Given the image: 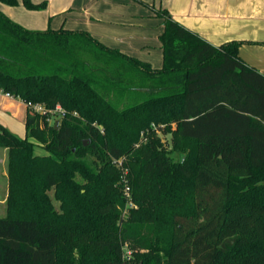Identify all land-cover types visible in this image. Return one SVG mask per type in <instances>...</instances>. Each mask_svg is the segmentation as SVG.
Returning <instances> with one entry per match:
<instances>
[{
  "label": "trees",
  "instance_id": "1",
  "mask_svg": "<svg viewBox=\"0 0 264 264\" xmlns=\"http://www.w3.org/2000/svg\"><path fill=\"white\" fill-rule=\"evenodd\" d=\"M162 16L154 68L87 31L29 29L0 10V92L67 111L56 128L28 109L25 137L0 123V264H264V73L241 41L215 46ZM114 159L138 207L126 208Z\"/></svg>",
  "mask_w": 264,
  "mask_h": 264
},
{
  "label": "crops",
  "instance_id": "2",
  "mask_svg": "<svg viewBox=\"0 0 264 264\" xmlns=\"http://www.w3.org/2000/svg\"><path fill=\"white\" fill-rule=\"evenodd\" d=\"M18 1H0V10L26 28L87 31L154 68L163 65L160 35L165 28L162 11H167L215 46L241 41L240 57L264 73V0H29L45 3L39 10ZM27 110L22 100L0 92V123L17 135L16 122H26ZM2 174L7 176L6 171Z\"/></svg>",
  "mask_w": 264,
  "mask_h": 264
},
{
  "label": "rangeland",
  "instance_id": "3",
  "mask_svg": "<svg viewBox=\"0 0 264 264\" xmlns=\"http://www.w3.org/2000/svg\"><path fill=\"white\" fill-rule=\"evenodd\" d=\"M86 55L89 58H91L93 56L91 52H88ZM127 75L130 78L126 79V85H128L130 87L136 86V85L139 86L140 83H138V81H140V80H138V79L140 76L136 72L128 71ZM114 95L119 96L120 93H116ZM121 95H123L125 97L123 99V103H129L130 100H131L130 103H133V102L139 101L142 98L139 95H134L133 98H131V95H128V94H121ZM16 123L18 125V126L15 125V128L17 129V133L20 136H26V130H25L26 122H24L23 120L20 119V121H18ZM157 132L159 133V131H157ZM160 134H161V132H160ZM161 136H162L163 142L165 144V148L167 150H171L172 149V143H170L171 135L170 134H168V135L161 134ZM35 153L43 155V154H47V151L42 146H36ZM171 156L173 157L174 160L179 161V160H182L184 158V153L179 152V151H174L171 153ZM2 171H6L7 176H3ZM79 179H81V178L79 177ZM122 182H123V179H122ZM49 194L52 197L56 207L59 208L60 203L54 198V189L51 190L49 192ZM8 195H9L8 150H7V148L0 147V217H4L8 213ZM133 203H134L133 207H138L137 203H135V202H133ZM123 213L126 214L127 212L125 213V211H124Z\"/></svg>",
  "mask_w": 264,
  "mask_h": 264
},
{
  "label": "built area",
  "instance_id": "4",
  "mask_svg": "<svg viewBox=\"0 0 264 264\" xmlns=\"http://www.w3.org/2000/svg\"><path fill=\"white\" fill-rule=\"evenodd\" d=\"M6 95L12 98H16L10 93H6ZM24 103L26 107L31 111L48 116V120L51 123H53L57 119L66 116L67 114V111L61 105H57L54 109H48L43 103H33V102H24ZM123 160L124 159H114V163L122 170V177H123L122 179H123V183L125 184V195L127 197L126 208H129V207H133L134 203L131 200V191H130V185L128 179L129 168L124 165ZM127 254L130 255L131 251L128 250Z\"/></svg>",
  "mask_w": 264,
  "mask_h": 264
},
{
  "label": "water",
  "instance_id": "5",
  "mask_svg": "<svg viewBox=\"0 0 264 264\" xmlns=\"http://www.w3.org/2000/svg\"><path fill=\"white\" fill-rule=\"evenodd\" d=\"M58 125H59V120H56V121H55V127L57 128Z\"/></svg>",
  "mask_w": 264,
  "mask_h": 264
}]
</instances>
